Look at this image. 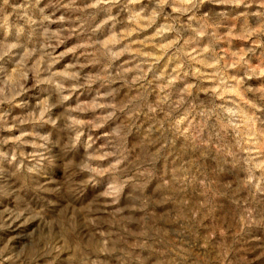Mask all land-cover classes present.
<instances>
[{
	"label": "clouds",
	"instance_id": "clouds-1",
	"mask_svg": "<svg viewBox=\"0 0 264 264\" xmlns=\"http://www.w3.org/2000/svg\"><path fill=\"white\" fill-rule=\"evenodd\" d=\"M0 264H264V0H0Z\"/></svg>",
	"mask_w": 264,
	"mask_h": 264
}]
</instances>
